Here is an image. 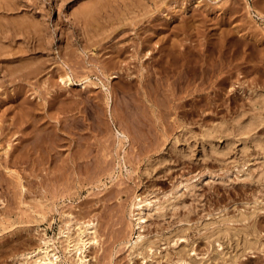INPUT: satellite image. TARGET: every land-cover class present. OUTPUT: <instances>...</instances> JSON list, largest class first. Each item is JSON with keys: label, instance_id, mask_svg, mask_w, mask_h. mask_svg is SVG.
I'll return each mask as SVG.
<instances>
[{"label": "rangeland", "instance_id": "rangeland-1", "mask_svg": "<svg viewBox=\"0 0 264 264\" xmlns=\"http://www.w3.org/2000/svg\"><path fill=\"white\" fill-rule=\"evenodd\" d=\"M91 1L93 2L94 0H36L34 7L32 0H19V2L18 0H11V2L10 0H0V6L2 7L0 8V15L3 14L4 17V19H2V16V18L0 17V22L2 23L0 24V33L5 36V33H7L6 29L12 28V25L17 22L18 26H21L23 30L27 28V32L21 30V33L18 36L16 35L17 39L8 38V42H6V38L5 40L1 39L4 36H0V40H3L8 46L2 41L0 44L6 45L7 50L10 49L9 51H4L7 52L5 55L9 53L11 57V55L21 54L15 48L21 49L23 45L26 48L25 50L23 49L25 51L23 54H33L30 56L33 59L37 58V61L40 57V60L35 65H41L42 67L41 72L39 70V76L32 77L31 79L33 80H29L31 82L28 81L26 76L23 79L18 77L15 79V75L12 78L8 75L7 78V75L4 76L5 72L3 71V67L7 66V64L2 61L5 56L0 54V83H3L0 84V96H4L3 99L0 97V222H2L0 223V264H28L23 254L25 251L33 250L36 244L41 242V239H39L41 233L49 238L52 237L53 247L54 249L56 248L55 251L59 255V260L64 264H181V262L184 264L185 260L188 261L185 264H264L263 3L261 0H178L179 2L177 0H172L171 2L170 0L167 4L169 7L165 6L161 11L153 12L154 15H151L154 17L153 21L147 23V21H144L146 19H144L135 25L138 27L144 22L145 25L147 23L151 26H147L150 28L146 33L154 34L153 41L148 47L152 57L146 58L144 56L139 59L130 55L131 50L126 51L124 53L126 56H122V58L126 59L125 62L129 61L131 63L130 72L134 71V74L127 75V72L119 69V63L114 64L115 59L118 60L120 58H118V55L115 56L116 53L111 47L114 46V43L116 47L127 44L128 35V37H132L133 34L137 35L134 29L135 26L133 24L132 27L131 19H126L123 25L121 22H118L121 25L118 23L110 27L108 25L107 28H104V31H101V36L97 35L95 39L102 40L104 34V38L109 35L108 38L110 39H103L104 42L100 41L94 45H91L90 42L88 43L89 45L86 44L82 38L83 33L81 34L80 27L74 24L75 22L70 12L79 10L80 7ZM145 1L139 0L138 3ZM2 2L4 3L2 4ZM5 2L7 3L5 4ZM12 2L13 5H21V7H13ZM8 3L11 4V8ZM176 3L180 4L176 5ZM182 4L184 8H187L186 10L180 6ZM173 5H175L173 8L176 7V9L172 8ZM150 6L152 8V5ZM116 11L119 13V9H115ZM25 13L27 14L24 15ZM4 14L8 15V17L4 16ZM11 14H14L15 17ZM161 14L164 19L160 17ZM182 14L185 16V20ZM21 16L22 18H20ZM177 16H180L181 20ZM7 18H9L8 21ZM10 18L14 24L10 22ZM30 18L31 20H29ZM159 18H162L164 22L161 19L159 20ZM169 18L170 22L168 21ZM33 19L35 20L34 24ZM178 19L179 21H177ZM29 21H31L33 26L30 25ZM159 21H161L160 24ZM23 23L26 24L24 25ZM42 23H45V25ZM156 25L157 27L160 25L159 29L162 27L163 30H160L161 33L158 30L156 32L158 35L155 34L154 26ZM36 26L40 29L37 27L35 30ZM42 26L44 27L42 28ZM173 27L180 31L173 29ZM151 29L152 31H150ZM36 31H39V35ZM166 32L167 36L164 34ZM21 34H23L22 37ZM73 34H76V37L79 38L81 36L84 44H80V41L77 40L79 46L74 45L72 49L70 46L69 52L65 46L69 44V40L71 43L72 39L69 38H74L71 37L74 36ZM118 34L122 37H118ZM164 35L165 37H163ZM34 36L36 37L34 38ZM20 38L23 41L21 43L16 41H20ZM161 38L165 41L162 42ZM117 39L120 44L116 42ZM11 42L17 45H13ZM101 43L103 44L101 45ZM36 44H40L41 48L36 47ZM159 44L163 45V47L167 44L165 48L167 46L168 48L163 51L159 50ZM108 45L111 47L109 48ZM10 47L17 54H14L12 52L13 49ZM31 47L33 50L30 49ZM76 47H79L77 49L81 51L82 56L80 51L77 54ZM169 48L170 50H167ZM73 49L75 52H73ZM60 50H64V52L62 51L63 53H61ZM144 52L142 51V53ZM41 54L43 59L39 56ZM76 56L77 58L74 59L76 61H73ZM79 56L81 57L80 60L82 59L83 61H81L87 66H84L83 63L80 64ZM108 56L112 58H108ZM7 57L9 56L7 55ZM70 57L73 58L71 59ZM157 59H161V63L157 62ZM48 60H51L50 65H48ZM68 60H71V62H68ZM148 61L154 63L156 65L155 68L158 70L153 74V79L150 81L151 84H148L149 89H145L147 86L139 87V79L136 76L142 66V62L148 64ZM75 62H78V67H75L77 66ZM56 63H58V66ZM123 64H125L124 61ZM61 67L65 72L67 70L71 73L72 83L64 84L61 82L60 74L64 73ZM53 68L54 73L52 75L51 70ZM71 69L72 72H75L74 74ZM24 70L21 69L19 72L25 73L27 71ZM77 70L81 71V74ZM84 70H86L85 74L83 73ZM117 70L122 73L119 72L118 74ZM48 75L53 77L49 79ZM34 78L38 80L35 79L36 81H34ZM9 79L11 80L10 82H8ZM153 80L159 81V83ZM37 81L38 83L36 84L35 82ZM16 83L18 84L16 85ZM19 83L21 86H19ZM42 83L44 85L48 83L46 84L47 87L43 86ZM153 86L156 87L152 88ZM19 87L21 88L19 89ZM157 87L160 89L158 90ZM17 88L20 90L21 101H24V104L27 103L26 105L20 102L21 104H18L20 107H18L17 102L12 99V96H15V91H18ZM43 89H49L48 93ZM50 90L51 92H49ZM43 91L44 93H42ZM147 91L151 95H149L150 99L143 100V96L148 95ZM2 100L3 102H1ZM63 102L64 109L62 106ZM14 103L17 107L13 105ZM72 103L74 104L72 105ZM11 104L13 108H11ZM6 105L7 108L5 109ZM8 106H10L9 110ZM24 106L26 108L27 106L29 107L26 109ZM3 107L4 111H2ZM48 108L49 110L51 109L49 113L47 112ZM115 110H119L121 113ZM31 111L32 113H30ZM28 112L30 115L27 114ZM243 116H246V118ZM248 116L255 117L257 122L255 128L241 129L238 120L240 124L244 123L249 118ZM18 117L21 119L20 123L23 125L25 132L17 129L15 121L18 120ZM30 120H33V122ZM36 125L37 127L39 125L41 127L44 126L43 128L46 127L37 131L38 136L37 134L35 135L36 131L33 132ZM50 125L51 127H49ZM47 126L51 132L47 129ZM53 128H57V132ZM26 131H31L30 133L32 134L28 133V135H31L30 141H33L30 143V152L24 146L29 143ZM40 132H42V135H48L41 136ZM17 135H22V138ZM23 135H26V138ZM36 136L38 139H43L38 140ZM59 136L62 138H58ZM24 138L28 143L23 141ZM33 138L34 140H32ZM44 138L49 140H45L47 143H50V141L52 143L50 147L52 146V151H54L51 154L49 153L51 156L49 159L52 162L48 160V152L45 150L44 153V147H42L43 150L42 148H40L41 150L39 148H31L35 144L40 145L45 142H42ZM79 138L80 141L84 139L82 141L84 144L80 145L82 142L80 143ZM20 139L22 140L19 141ZM35 139H37L36 143H34ZM22 143L23 146H21ZM47 143L46 145H48ZM55 145H60V148L59 146L58 148L63 150V152L61 151L62 154ZM78 146L82 150L84 149L85 152L88 151V153H84ZM89 146H91V149ZM16 148L18 149L16 150ZM20 150L22 151L21 154ZM34 150L37 152H34ZM75 150L83 152L84 156L86 154L85 157L81 158V160L84 158L83 163L81 162L84 165L80 163L81 166L78 168H76L78 163H73L74 161L72 162L73 159L71 158L75 154ZM5 151L8 152V156ZM10 151L14 152L11 154ZM102 151L103 155L101 154ZM33 153L36 154L33 155ZM40 153L43 157H39ZM14 154H17V156H14ZM22 154L24 157H22ZM30 154L35 156L36 159H33L34 157L30 156ZM64 155L66 156L65 158H63ZM128 155L130 158H128ZM25 156H29V161L25 159ZM67 156L69 157L67 158ZM40 159H42L41 161L45 160V164H42ZM67 160L69 165L66 163ZM60 161L62 163L64 161V164ZM59 162L62 167L58 165ZM70 162L73 165L72 168ZM6 164L9 170L5 166ZM33 165H38L42 169ZM54 165H57L58 169ZM63 167L64 169L61 170ZM66 167L67 169H65ZM38 169L39 172L37 171ZM48 170L52 175L48 174ZM68 170L71 173L69 176H67ZM40 171H42V174L47 171L44 177L40 174ZM52 171L57 173L54 174ZM79 173L81 177H79ZM16 174H19V176L17 175L16 177ZM48 175L54 177L50 178ZM57 176L60 177L59 180ZM71 176L74 178L72 179L73 182H71L72 180L69 181L72 178ZM55 177L57 178L55 179ZM47 178L49 179L48 182L50 181L51 183L47 182ZM64 178L67 179H65V182L60 180ZM40 179H44L42 183L38 181ZM62 181L66 185H63ZM68 181L69 184L71 183L70 185L73 184L74 186H69ZM16 182L17 184H15ZM31 182L34 185L29 187L30 190L27 186ZM53 182H56V186ZM36 183H40V185ZM42 184L45 186L43 187ZM50 184H53L52 189L57 188L55 191L53 190L54 192H51ZM36 186H40L39 188L42 186V189L38 190ZM67 188H69V191L71 189L70 192L68 191L69 194L67 191L64 193ZM45 189H50V192ZM63 189L65 190L63 191ZM120 189H123V191H120ZM59 190L61 191L60 193L58 192ZM44 191L46 195L41 193ZM52 194H56V196ZM38 196L44 197L42 200L46 198L43 200L46 201V205L41 203L43 201H39L41 197L37 199ZM138 197L152 199L151 202L153 203H150L151 206H148L149 208L144 207L146 212L140 206L134 204ZM32 199L34 201L37 200L39 205L41 204L40 206L43 205V207L39 208L37 201L34 202ZM36 208L37 211H35ZM45 209L46 211L44 212L43 210ZM140 209L143 211L140 212ZM67 212H70L71 215ZM143 213L146 214V217L144 215L143 217L145 218L138 219L137 216ZM88 220L95 221L97 231L96 233L92 232L93 234L90 232L85 234H90L91 236L95 234L99 241L98 243H91V246L83 249V252L85 251L86 253V262H81L77 260L79 252L73 251L75 249L71 250V253L67 251L68 240L65 239L70 236L72 243L75 242L74 238L78 235L77 230H79L80 226H84ZM71 222L73 223L72 225H70ZM34 256L36 257V255H33L30 258H35Z\"/></svg>", "mask_w": 264, "mask_h": 264}, {"label": "bare ground", "instance_id": "bare-ground-1", "mask_svg": "<svg viewBox=\"0 0 264 264\" xmlns=\"http://www.w3.org/2000/svg\"><path fill=\"white\" fill-rule=\"evenodd\" d=\"M3 1V0H2ZM24 1V0H23ZM31 1V0H30ZM36 1V0H35ZM34 0H32V4H33V6L35 7V5H36V2H35ZM139 1V0H138ZM138 1H132V0H94L93 2L91 1L90 3H86V5H84V6H82V7H80V9L79 10H77V11H74V12H70L71 13V15H72V18H73V20H74V24H76V25H78L79 27H80V33L82 34L83 33V35H82V38L84 39V42L86 43V44H88L89 42L91 43V45H94V44H97V43H99L100 41H103L104 42V40L105 39H110V38H108L109 37V35L107 36V38H104V36H105V34L103 35V39L102 40H100V39H95V36H97V35H100V33L102 34V32L101 31H104V28H107V26L109 25V27L111 26V25H113V24H115V23H118V22H121L122 23V25L123 24H125V20L127 19H131V24H132V27H133V24H134V26L135 25H137V23L139 22V21H142V20H144V19H146V20H144V21H147V23L148 22H150V21H153L154 20V17H152L154 14H153V12L154 13H157L158 12V10H160L161 11V9L163 8V7H165V6H168L169 7V5H167L168 4V2L170 1V0H146L145 2H142V3H138ZM178 1V0H177ZM179 1H181V0H179ZM178 1V2H179ZM10 2H11V0H10ZM18 2H19V0H18ZM22 2V1H21ZM26 2H28V1H26ZM136 2V3H135ZM171 2H172V0H171ZM176 2V1H175ZM244 2V1H243ZM250 2V1H249ZM256 2V1H255ZM261 2L263 3V5H264V2H263V0H261ZM4 2H2V4H3ZM7 2H5V4H6ZM14 3H15V1H14ZM22 3H24V2H22ZM21 3V4H22ZM30 3V2H29ZM182 3V2H181ZM228 3V2H227ZM242 3V2H241ZM260 3V2H259ZM261 3V4H262ZM4 4V5H5ZM12 5H13V2L11 3ZM11 4H9L8 3V5H10V8H11ZM16 4V3H15ZM15 4L13 5V7L15 6ZM25 4H28V3H25ZM180 4V3H179ZM179 4H177L176 3V5H179ZM3 5V6H4ZM150 5H152V8H151V6ZM185 5H187V4H185ZM203 5V4H202ZM206 5V4H205ZM247 5V4H246ZM245 5V6H246ZM256 5V4H255ZM17 7H21V5L19 6V5H16ZM15 6V7H16ZM23 6V5H22ZM30 6V5H29ZM171 6V5H170ZM175 5H173L172 6V8L174 7ZM180 6H182L183 8H184V6H183V4L182 5H180ZM37 7V6H36ZM177 7H179V6H177ZM182 7H180V8H182ZM186 7H188V6H186ZM263 7V6H262ZM0 8H2L1 6H0ZM167 8V7H166ZM195 8V7H194ZM225 8V7H224ZM4 9V8H3ZM17 9V8H16ZM19 9V8H18ZM77 9V8H76ZM115 9L116 10H118L119 9V13L116 11L115 12ZM121 9V10H120ZM165 9V8H164ZM168 9V8H167ZM173 9H176V7L175 8H173ZM187 8H184V10H186ZM260 9V8H259ZM1 10V9H0ZM12 10H14V9H12ZM20 10V9H19ZM23 10V9H22ZM31 10H33V9H31ZM166 10V9H165ZM169 10V9H168ZM172 10V9H171ZM178 10V9H177ZM194 10V9H193ZM9 11V10H8ZM7 11V12H8ZM34 11V10H33ZM155 11H157V12H155ZM174 11V10H173ZM195 11V10H194ZM202 11V10H201ZM258 12H259V10H257ZM262 11H264V10H262ZM4 12V11H3ZM17 12H18V10H17ZM23 12V11H22ZM69 12V11H68ZM121 12V13H120ZM170 12V11H169ZM179 12V11H178ZM197 12V11H196ZM224 12V11H223ZM2 13V12H1ZM29 13H31L30 11H29ZM35 13V12H34ZM160 13V12H159ZM166 13V12H165ZM15 14V13H14ZM14 14H11V15H13L14 16ZM27 13H25L24 15H26ZM32 14V13H31ZM162 14H163V12H162ZM161 14V16L160 17H162L163 15ZM168 14V13H167ZM166 14V15H167ZM170 14H172V12H170ZM177 14H179V13H177ZM183 14H184V12H183ZM183 14H182V16H183ZM252 14V13H251ZM262 14H264V13H262ZM10 15V14H9ZM29 15V14H28ZM36 15V14H35ZM152 15V16H151ZM157 15V14H156ZM180 15H181V13H180ZM196 15H198V14H196ZM228 15V14H227ZM3 17V14L2 15H0V17ZM4 16H7L8 17V15H5L4 14ZM20 16V15H19ZM172 16V15H171ZM188 16V15H187ZM191 16H194V15H191ZM241 16V15H240ZM262 16V15H261ZM1 17V18H2ZM11 17V16H10ZM15 17V16H14ZM30 17V16H29ZM28 17V18H29ZM37 17V16H36ZM156 17V16H155ZM158 17V16H157ZM177 17H179L180 18V16H177ZM184 17V20H185V16H183ZM222 17V16H221ZM20 18H22V16L20 17ZM25 18V17H24ZM41 18V17H40ZM40 18H38V19H40ZM100 18V19H99ZM163 18V17H162ZM162 18H159V20L161 19L162 20ZM172 18V17H171ZM204 18H206V17H204ZM2 19H4V17L2 18ZM8 19L9 18H7V21H8ZM37 19V20H38ZM164 19V18H163ZM166 19H167V17H166ZM165 19V20H166ZM173 19V18H172ZM188 19V18H187ZM191 19V18H190ZM223 19V18H222ZM13 20H15V19H13ZM17 20H18V18H17ZM24 20V19H23ZM29 20H31V18L29 19ZM100 20V21H99ZM174 20V19H173ZM180 20H181V18H180ZM12 21V19L10 18V22ZM163 22H164V20H162ZM169 22H170V18H169V20H168ZM167 21V22H168ZM177 21H179V19L177 20ZM187 21V20H186ZM185 21V22H186ZM3 22V21H2ZM6 22V21H5ZM21 22H23V21H21ZM30 22V25H31V21H29ZM29 22H28V24H29ZM34 22H35V20L33 19V24H34ZM58 22V21H57ZM56 22V23H57ZM173 22V21H172ZM184 22V21H183ZM202 22V21H201ZM223 22V21H222ZM224 22H225V20H224ZM8 23V22H7ZM11 23H13V22H11ZM18 23V22H17ZM17 23H15L16 24V26H15V24L14 25H12V28H10V29H6V31H7V33H5V36L4 35H2V33H0V36H4V38H1V39H4L5 40V38L7 39V41L6 42H8V38H15V39H17L18 37H16V35L18 36V34L19 33H21V30H23L22 29V27L21 26H18V24ZM38 23H39V20H38ZM38 23H36L37 25H39ZM71 23H72V21H71ZM121 23L119 24V25H121ZM129 23V22H128ZM146 23V25H145V23L143 22V23H141L138 27L137 26H135L134 27V29L136 30V36L133 34V36L132 37H128L127 36V39H126V41L128 40V43L127 44H125V45H118L117 47H116V45H115V43H114V46H110L111 48H113V51H115V56H117L118 55V58H120V59H118V60H116L115 59V63L114 64H118L119 63V65L118 66H120L119 67V69H122L124 72H127V75H132V74H134V71H132V72H130V70H131V63L129 62V61H127V62H125V58H122V56H126V55H124V53L127 51L128 52V50H131V53H130V55H132V56H135V57H138L139 59H141V58H143L144 56H146V58H150V57H152V55H151V53L149 52V46L151 45V43H152V41H153V35L154 34H152V33H146V31L151 27L150 25H148ZM156 23V22H155ZM161 23V21H159V24ZM177 23V22H176ZM0 24H2L1 22H0ZM10 24V23H9ZM20 24V23H19ZM24 24V23H23ZM26 24V23H25ZM24 24V25H25ZM27 24V25H28ZM42 24H44L45 25V23H42ZM61 24V23H60ZM130 24V25H131ZM150 24V23H149ZM158 24V23H157ZM165 24V23H164ZM181 24V23H180ZM179 24V25H180ZM192 24V23H191ZM6 25V24H5ZM29 25V26H30ZM40 25H41V22H40ZM75 25V26H76ZM126 25H127V23H126ZM126 25H125V27H126ZM167 25V24H166ZM2 26V25H1ZM4 26V25H3ZM13 26H15L14 28H13ZM31 26H33V25H31ZM57 26H58V24H57ZM114 26H116V25H114ZM129 26V25H128ZM127 26V27H128ZM146 26V27H145ZM147 26H150V27H147ZM159 27H160V25H158ZM161 26H163V25H161ZM175 26V25H174ZM177 26V25H176ZM191 26V25H190ZM8 27V26H7ZM24 27V26H23ZM38 26H36L35 27V30H36V28H37ZM41 27V26H40ZM44 26H42V28H43ZM46 27V26H45ZM59 27V26H58ZM119 27V26H118ZM117 27V28H118ZM122 27V26H121ZM124 26H123V28H125ZM145 27V29H143ZM155 27V34H157L156 32H158V30H159V32H160V30H162V27L159 29V27H157V25L156 26H154ZM179 27V26H178ZM188 27H189V25H188ZM33 28V27H32ZM39 28V27H38ZM61 28V27H60ZM114 28H116V27H114ZM122 28V29H123ZM152 28H153V25H152ZM181 28H183V27H181ZM185 28V27H184ZM183 28V29H184ZM226 28V27H225ZM241 28V27H240ZM4 29V30H5ZM24 29H25V27H24ZM27 29V28H26ZM26 29L25 30H23L24 32L26 31ZM40 29V28H39ZM65 29V28H64ZM111 29V28H110ZM121 29V28H120ZM127 29H129V28H127ZM127 29H125V30H127ZM154 29V28H153ZM164 29V28H163ZM171 29V28H170ZM173 29H175L174 27H173ZM173 29H172V32H173ZM179 29H180V27H179ZM183 29H181V30H183ZM224 29V28H223ZM222 29V30H223ZM30 30V29H29ZM60 30V29H59ZM70 30V29H69ZM115 30V29H114ZM119 30V29H118ZM130 30V29H129ZM169 30V29H168ZM168 30H167V32H168ZM175 30H177V29H175ZM0 31H1V29H0ZM33 31V30H32ZM42 31V30H41ZM111 31V30H110ZM112 31H113V29H112ZM117 31V30H116ZM115 31V32H116ZM150 31H152V29L150 30ZM163 31V30H162ZM177 31H180V30H177ZM184 31V30H183ZM221 31V30H220ZM27 32V31H26ZM39 32V31H38ZM37 31H36V33H38ZM63 32V31H62ZM68 32V31H67ZM106 32V31H105ZM104 32V33H105ZM122 32V31H121ZM167 32L166 33H164L165 35L167 34ZM182 32V31H181ZM224 32V31H223ZM4 33V32H3ZM35 33V32H34ZM72 33V32H71ZM75 33V32H74ZM108 33V32H107ZM113 33V32H112ZM118 33V32H117ZM123 33H125V32H123ZM127 33V32H126ZM128 33H129V31H128ZM142 33H144V34H142ZM161 33V32H160ZM159 33V34H160ZM186 33V32H185ZM222 33V32H221ZM45 34V33H44ZM47 34V33H46ZM50 34H51V32H50ZM69 34V33H68ZM114 34H116V33H114ZM121 34V33H120ZM230 34V33H229ZM22 35L23 34H21V37H22ZM38 35H39V33H38ZM41 35V34H40ZM42 35H43V33H42ZM74 36H71V37H74V38H69V36H68V38L69 39H72L71 40V43H70V40H69V44L67 45V46H65V48L69 51V48H70V46H71V49H72V47L75 45V46H79V42L78 41H80V44H82L83 43V39L81 38V36H80V38L79 37H76V34H73ZM122 35V34H121ZM124 35V34H123ZM158 35V34H157ZM163 35V34H162ZM161 35V36H162ZM165 35L163 36V37H165ZM256 35V34H255ZM101 36V35H100ZM100 36H98V37H100ZM167 36V35H166ZM253 36V35H252ZM19 37H20V35H19ZM28 37V36H27ZM36 36H34V38H35ZM38 37V36H37ZM44 37V36H43ZM42 37V38H43ZM45 37H46V35H45ZM116 37V36H115ZM114 37V39H116ZM118 37H120V35L118 34ZM122 37V36H121ZM120 37V38H121ZM124 37H125V35H124ZM232 37V36H231ZM24 38H26V37H24ZM39 38H41V37H39ZM113 38V37H112ZM158 38H159V36H158ZM226 38H227V36H226ZM229 38V37H228ZM29 39V38H28ZM38 39V38H37ZM43 39H45V38H43ZM43 39H41V40H43ZM49 40H50V38H48ZM162 39V38H161ZM165 39V38H164ZM24 40H26V39H24ZM30 40H31V38H30ZM30 40H28V41H30ZM78 40V41H77ZM91 40V41H90ZM156 40V39H155ZM158 40H160V39H158ZM178 40V39H177ZM3 42V40H0V42ZM16 41H18L19 43H21V42H23V41H21V38H20V41L19 40H16ZM15 41V42H16ZM34 41V40H33ZM37 41V40H36ZM39 41H40V39H39ZM44 41V40H43ZM46 41V40H45ZM61 41V40H60ZM74 41V42H73ZM113 41V40H112ZM116 41V40H115ZM123 41H124V39H123ZM122 41V42H123ZM165 41V40H164ZM163 41V39H162V42H164ZM172 41H174V40H172ZM233 41V40H232ZM1 42V43H2ZM31 42V41H30ZM38 42V41H37ZM48 42V41H47ZM62 42V41H61ZM65 42V41H64ZM67 42V41H66ZM110 42V41H109ZM116 42H118V39H117V41ZM3 43H5V42H3ZM13 45H17V44H14V42H11ZM10 43V44H11ZM45 43V42H44ZM110 43H113V42H110ZM119 43V42H118ZM161 43V42H160ZM174 43V42H173ZM225 43H226V41H225ZM6 44V43H5ZM9 44V45H10ZM12 44H11V46H12ZM23 44V43H22ZM42 44V43H41ZM50 44V43H49ZM48 44V45H49ZM62 44V43H61ZM84 44V43H83ZM82 44V45H83ZM103 43H101V45H102ZM120 44V43H119ZM155 44H157V43H155ZM162 44V43H161ZM222 44V43H221ZM0 45H2V44H0ZM7 45V44H6ZM5 45V46H6ZM24 45H25V43H24ZM27 45H28V43H27ZM37 45V44H36ZM39 45V46H38ZM36 47H40V44H38ZM46 45H47V43H46ZM45 45V46H46ZM64 45V44H63ZM62 45V47H64ZM89 45V44H88ZM160 45V44H159ZM167 44H165V46H166ZM173 45V44H172ZM188 45V44H187ZM224 45V44H223ZM3 46V45H2ZM0 46V54H3L5 57H3V59H2V61H3V63H5V64H7V66H5V67H3L4 68V70L3 69H1V70H3L4 72V76H6L7 78H8V75L9 76H11V78H12V76L13 75H15V79H17L16 77H18L19 79H23V77H25L26 76V78H28V81L32 78V77H35L36 75H38V73H39V70H40V72H41V69H42V67H41V65H39V66H36L35 64L40 60V57H39V60L37 61L36 59H33V57H31L30 55H33V54H30L29 53V55H27V54H23V52H25L24 50L26 49V48H24L25 46H23L22 45V47L23 48H21V49H19V48H15V50L16 51H18V53H21V54H17L16 52V54L17 55H15V56H12L11 55V57H10V55H9V53L7 54L9 57H7V55H5V53H7V52H4V51H9V50H7L8 48H6L5 46ZM29 46V45H28ZM31 46V45H30ZM33 46H34V42H33ZM44 46V47H45ZM165 46L163 47V45H160V46H158V49L159 50H165L166 48H168V46L165 48ZM174 46H176V45H174ZM220 46V45H219ZM59 47V46H58ZM82 47V46H81ZM84 47V46H83ZM103 47V46H102ZM108 47H109V45H108ZM109 47V48H110ZM133 47V48H132ZM6 48V49H5ZM10 48H12V47H10ZM28 48V47H27ZM34 48H35V46H34ZM41 48V47H40ZM48 48V47H47ZM51 48V47H50ZM77 48H79V47H76V49ZM105 48V47H104ZM114 48H115V50H114ZM172 48H173V46H172ZM171 48V49H172ZM176 48V47H175ZM13 49V48H12ZM24 49V50H23ZM30 49H32V47L30 48ZM29 49V50H30ZM49 49V48H48ZM86 49H88V48H86ZM107 49V48H106ZM174 49V48H173ZM223 49V48H222ZM33 50V49H32ZM36 50V49H35ZM38 50H39V48H38ZM45 51H46V49H44ZM58 50H59V48H58ZM82 50H84V49H82ZM90 50V49H89ZM167 50H170V48L169 49H167ZM177 50V49H176ZM28 51V50H27ZM43 51V50H42ZM49 51V50H48ZM56 51V50H55ZM61 51V50H60ZM63 52H64V50H62ZM61 51V53H63ZM66 51V50H65ZM79 51L80 50H78L77 49V54H79ZM88 51V50H87ZM110 51H111V49H110ZM142 51H145L144 53H142ZM152 51V50H151ZM13 53H14V49H13V51H12ZM12 52H10V53H12ZM31 52V51H30ZM36 52V51H35ZM38 52V51H37ZM50 52V51H49ZM70 52V51H69ZM73 52H75L74 51V49H73ZM83 52V51H82ZM89 52V51H88ZM96 52V51H95ZM167 52V51H166ZM178 52V51H177ZM180 52V51H179ZM14 53V54H15ZM28 53V52H27ZM45 53V52H44ZM43 53V54H44ZM57 53V52H56ZM67 53V52H66ZM72 53V52H71ZM113 53V52H112ZM150 53V54H149ZM182 53H183V51H182ZM36 54V53H35ZM76 54V55H77ZM83 54V53H82ZM98 54V53H97ZM47 55V54H46ZM72 55H73V53H72ZM80 55H81V51H80ZM91 55V54H90ZM2 56V55H1ZM39 56H41V58L43 59V56H42V54L41 55H39ZM49 56H52V55H49ZM48 56V57H49ZM68 56V55H67ZM67 56H65V57H67ZM70 56H71V54H70ZM78 56V55H77ZM77 56L76 57H72L73 58V61H76V60H74L75 58H77ZM82 56V55H81ZM91 56H93V55H91ZM112 56H113V54H112ZM132 56H129V57H132ZM162 56V55H161ZM164 56V55H163ZM38 57V56H37ZM54 57V56H53ZM61 57H63L62 55H61ZM84 57V56H83ZM128 57V58H129ZM2 58V57H1ZM44 58H46V56H44ZM69 58V57H68ZM68 58H65V59H68ZM71 58V57H70ZM71 58V59H72ZM80 56L78 57V59H79V61H81L80 60ZM89 58H90V56H89ZM100 58V57H99ZM108 58H112L111 56H108ZM113 58H114V56H113ZM122 58V59H121ZM165 58V57H164ZM187 58V57H186ZM51 59V58H50ZM55 59V58H54ZM61 59V58H60ZM91 59V58H90ZM137 59V58H136ZM175 59V58H174ZM89 60V59H88ZM92 60H95V59H92ZM105 60H107V59H105ZM104 60V61H105ZM114 60V59H113ZM1 61V62H2ZM45 61H47V60H45ZM51 61V60H50ZM50 61L48 60V62H49V64L48 65H50L51 63H50ZM54 61V60H53ZM61 61V60H60ZM83 61V60H82ZM80 62V64L81 63H83V62ZM85 61V60H84ZM91 61V60H90ZM97 61V60H96ZM123 61H124V63L125 64H123ZM144 61V60H143ZM16 62V63H15ZM44 62V61H43ZM65 62V61H64ZM68 62H71V60H68ZM93 62V61H92ZM95 62V61H94ZM98 62V61H97ZM96 62V63H97ZM157 62H159V63H161V59H157ZM184 62V61H183ZM46 63V62H45ZM53 63V62H52ZM55 63V62H54ZM66 63V62H65ZM75 63H77V66H75V67H78L79 65H78V62H75ZM75 63H72V64H75ZM103 63V62H102ZM110 63V62H109ZM181 63V62H180ZM2 64V63H1ZM41 64H42V62H41ZM57 64V66H58V63H56ZM55 64V65H56ZM71 64V65H72ZM84 64V63H83ZM46 65V64H45ZM60 66H62L61 64H59ZM70 65V64H69ZM103 65H105V64H103ZM109 65V64H108ZM4 66V65H3ZM42 66H43V64H42ZM52 66H53V64H52ZM65 66V65H64ZM74 66H73V68H74ZM84 66H87V65H85L84 64ZM91 66V65H90ZM101 66V65H100ZM107 66V65H106ZM1 67V66H0ZM63 67V66H62ZM61 67V70H63V68ZM81 67V66H80ZM91 67H95V66H91ZM90 67V68H91ZM156 67V65L154 64V63H152L151 61H148V64H145V62H142V66L140 67V69H139V71L137 72V76L136 77H138V79H139V87H144V86H147V87H145V89L146 88H148L149 89V83H150V81L153 79V74H155L156 72H157V70L158 69H156L155 68ZM43 68H45V67H43ZM47 68V67H46ZM21 69H26V70H24V71H26L25 73L24 72H19V71H21ZM48 69V68H47ZM46 69V71L48 72V70ZM51 69V68H50ZM60 69V68H59ZM92 69H94V68H92ZM97 69V68H96ZM107 69V68H106ZM115 69H117V68H115ZM114 69V70H115ZM111 70V69H110ZM18 71V72H17ZM74 71H76V70H74ZM79 70H77V72H78ZM85 71L86 70H84V74H85ZM87 71H89V69H87ZM96 71V70H95ZM113 71V70H112ZM112 71H110L111 73H112ZM42 72H43V70H42ZM51 72H52V75H53V73H54V68L51 70ZM63 74H60V79H61V82H63L64 84H70V83H72L73 82V78H72V75H71V73H69V71H67L66 70V72L63 70ZM71 72H72V69H71ZM80 72V74H81V71H79ZM102 72H103V70H102ZM117 72H118V70H117ZM119 72H121V71H119ZM119 72H118V74H119ZM62 73V72H61ZM73 74L75 73V72H72ZM122 73V72H121ZM50 74V73H49ZM56 74V73H55ZM52 75H48L49 76V79L51 78V77H53ZM87 75V74H86ZM104 75V74H103ZM39 76V75H38ZM37 76V77H38ZM42 76V75H41ZM47 76V77H48ZM55 76V75H54ZM59 76V75H58ZM78 76H79V74H78ZM85 76V75H84ZM44 77H45V75H44ZM87 77V76H86ZM6 78V79H7ZM10 78V77H9ZM10 78V79H11ZM42 78V77H41ZM40 78V79H41ZM46 78V77H45ZM45 78H44V80H45ZM9 79V81L8 82H10L11 80ZM25 79V78H24ZM36 78H34V81H36V80H38V79H36ZM0 80H1V78H0ZM31 80H33V79H31ZM43 80V81H44ZM48 80V79H47ZM51 80H54V79H51ZM178 80H180L179 78H178ZM48 81H50V80H48ZM153 81H155V80H153ZM152 81V82H153ZM19 82V81H18ZM29 82H31V81H29ZM46 82V81H45ZM53 82V81H52ZM155 82H158L159 83V81H155ZM177 82V81H176ZM12 83V82H11ZM10 83V84H11ZM32 83H33V81H32ZM36 84L38 83V81L37 82H35ZM44 83V82H43ZM42 83V84H43ZM49 83V82H48ZM48 83H45V85L43 84V86H45V87H47L46 86V84H48ZM83 83V82H82ZM162 83V82H161ZM0 84H3L2 82L0 83ZM9 84V83H8ZM18 83H16V85H17ZM20 84V83H19ZM151 84V83H150ZM155 84V83H154ZM15 85V86H16ZM24 85V84H23ZM33 85V84H32ZM40 85V84H39ZM51 85V84H50ZM19 86H21V84L19 85ZM115 86V85H114ZM152 86V85H151ZM150 86V87H151ZM161 86V85H160ZM159 86V87H160ZM3 87V86H2ZM6 87V86H5ZM14 87V86H13ZM17 87V86H16ZM16 87H15V89H16ZM32 87V86H31ZM39 87V86H38ZM110 87V86H109ZM156 87V86H155ZM154 86L152 87V88H155ZM21 87H19V89H20ZM24 88V87H23ZM51 88H52V86H51ZM128 88V87H127ZM158 88V87H157ZM14 89V88H13ZM12 89V90H13ZM147 89V90H148ZM160 88H158V90H159ZM168 89V88H167ZM11 90V91H12ZM17 90H18V88H17ZM43 90H45V91H47L46 93H48V90L49 89H43ZM130 90V89H129ZM157 90V89H156ZM26 91V90H25ZM108 91V90H107ZM126 91V90H125ZM141 91V90H140ZM149 91V90H148ZM148 91H147V94L148 95H145V96H143V100L144 99H150V94L148 93ZM5 92V91H4ZM16 93H15V96H12V99L15 101V102H17V105L19 104H21L20 102H22L23 103V105H26V104H24L25 102L24 101H21V94H20V90H18V91H15ZM49 92H51V90L49 91ZM2 93V92H1ZM7 93V92H6ZM42 93H44V91L42 92ZM135 93V92H134ZM157 93V92H156ZM3 94V93H2ZM8 94V93H7ZM63 94V93H62ZM117 94V93H116ZM44 95H46V94H44ZM51 95H52V93H51ZM150 95V96H149ZM168 95V94H167ZM264 95V94H263ZM23 96V95H22ZM47 96H49V95H47ZM47 96H45V97H47ZM61 96V95H60ZM131 96V95H130ZM163 96V95H162ZM174 96V95H173ZM1 97V96H0ZM4 97V96H3ZM3 97H1L2 99H3ZM54 97V96H53ZM69 97V96H68ZM121 97H123V96H121ZM126 97V96H125ZM128 98H129V96H127ZM141 97H142V95H141ZM153 97V96H152ZM175 97V96H174ZM180 97V96H179ZM261 97V96H260ZM0 98V99H1ZM10 98H11V96H10ZM10 98H9V100H10ZM15 98H16V100H15ZM51 98V97H50ZM82 98V97H81ZM89 98V97H88ZM176 98V97H175ZM256 98V97H255ZM262 98V97H261ZM264 98V97H263ZM55 99V98H54ZM84 99H85V97H84ZM96 99V98H95ZM155 99V98H154ZM76 100V99H75ZM81 100V99H80ZM111 100V99H110ZM256 100H258V99H256ZM4 101H6V100H4ZM48 101H50V100H48ZM55 101V100H54ZM70 101H71V99H70ZM114 101V100H113ZM139 101V100H138ZM1 102H3V100L1 101ZM56 102V101H55ZM65 102V101H64ZM64 102L62 103L63 105V109H64ZM84 102V101H83ZM91 102V101H90ZM126 103H127V101H125ZM147 102V101H146ZM38 103V102H37ZM40 103V102H39ZM49 103V102H48ZM95 103V102H94ZM98 103V102H97ZM115 103V102H114ZM132 103V102H131ZM61 104V103H60ZM74 103H72V105H73ZM260 104V103H259ZM262 104V103H261ZM8 105V104H7ZM7 105H6V107H5V109L7 108ZM13 105H15V103L13 104ZM12 104H11V108H13L12 106H13ZM18 105V107H20ZM22 105V106H23ZM44 105V104H43ZM65 105H67V103H65ZM71 105V106H72ZM134 105V104H133ZM5 106V105H4ZM16 106V105H15ZM61 106V105H60ZM117 106V105H116ZM9 107L10 106H8V110H9ZM17 107V106H16ZM29 106H27V108H28ZM48 107V106H47ZM80 107V106H79ZM243 107V106H242ZM24 108H26L25 106H24ZM26 108V109H27ZM44 108V107H43ZM60 108V107H59ZM67 108V107H66ZM74 108V107H73ZM82 108V107H81ZM23 109V108H22ZM37 109V108H36ZM62 109V108H61ZM63 109H62V111H63ZM124 109V108H123ZM7 110V111H8ZM51 110V109H50ZM49 108H48V113H49ZM57 110H59V109H57ZM130 110V109H129ZM255 110V109H254ZM2 111H4V107H3V109H2ZM15 111V110H14ZM19 111V110H18ZM116 111V110H115ZM118 112H119V110H117ZM116 111V112H117ZM17 112V111H16ZM37 112V111H36ZM60 112V111H59ZM58 112V113H59ZM112 112V111H111ZM124 112V111H123ZM262 112V111H261ZM2 113V112H1ZM4 114H5V112H3ZM30 113H32V111L30 112ZM30 113L28 112L27 114L28 115H30ZM51 113H53L52 111H51ZM119 113H121V112H119ZM239 113V112H238ZM18 114V113H17ZM16 114V115H17ZM46 114V113H45ZM126 114V113H125ZM249 114V113H248ZM24 115H25V113H24ZM24 115H22V116H24ZM55 115H57V114H55ZM68 115V114H67ZM83 115V114H82ZM115 115V114H114ZM117 115H119L118 113H117ZM243 115H246V114H243ZM3 116H5V115H3ZM21 116V115H20ZM76 116V115H75ZM30 117V116H29ZM42 117V116H41ZM46 117V116H45ZM82 117V116H81ZM104 117V116H103ZM123 117V116H122ZM237 117H239V116H237ZM243 117H245L246 118V116H243ZM242 117V118H243ZM249 117V116H248ZM259 117V116H258ZM257 117V118H258ZM0 118H1V116H0ZM15 118H16V116H15ZM20 117H18V120L17 121H15V123H17V129L18 130H23L24 128L22 127L23 125H21V119H19ZM57 118V117H56ZM60 118V117H59ZM245 118H243V119H245ZM250 118V119H249ZM249 118H247V122L245 121L244 123H241L240 124V122H239V120H238V123H239V127H241V129H249V128H255V126H256V119H255V117H249ZM12 119V118H11ZM29 119V118H28ZM41 119V118H40ZM61 119V118H60ZM59 119V120H60ZM100 119H103V118H100ZM237 119H239V118H237ZM242 119V120H243ZM258 119H260V118H258ZM4 120V119H3ZM122 120V119H121ZM234 120V119H233ZM29 121V120H28ZM30 121H32L33 122V120H30ZM90 121V120H89ZM31 122V123H32ZM62 122V121H61ZM77 122V121H76ZM81 122V121H80ZM103 122V121H102ZM22 123H23V120H22ZM36 123H37V120H36ZM39 123H41V122H39ZM51 123V122H50ZM53 123V122H52ZM59 123V122H58ZM34 124H35V121H34ZM56 124V123H55ZM87 124H89V123H87ZM86 124V125H87ZM219 124V123H218ZM222 124V123H221ZM30 125V124H29ZM32 125V124H31ZM41 125V124H40ZM39 125V127H37V125H36V127H35V129H34V131L33 132H37L38 130H43V129H45V128H43V127H41ZM54 125V124H53ZM220 125V124H219ZM223 125V124H222ZM235 125H237V124H235ZM234 125V126H235ZM33 126V125H32ZM83 126V125H82ZM96 126V125H95ZM94 126V127H95ZM101 126V125H100ZM107 126V125H106ZM216 126V125H215ZM218 126V125H217ZM14 127V126H13ZM34 127V126H33ZM49 127H51V125L49 126ZM56 127V126H55ZM59 127V126H58ZM69 127V126H68ZM92 127V126H91ZM102 127V126H101ZM225 127V126H224ZM11 128V127H10ZM62 128V127H61ZM104 128V127H103ZM234 128V127H233ZM236 128H237V126H236ZM9 129V128H8ZM47 129H48V126H47ZM54 129V128H53ZM240 129V128H239ZM2 130H3V128H2ZM49 130V129H48ZM54 130H56V132H57V128L56 129H54ZM65 130V129H64ZM76 130V129H75ZM103 130V129H102ZM105 130V129H104ZM251 130V129H250ZM24 131V130H23ZM31 131H32V129H31ZM30 131V132H31ZM50 131V130H49ZM67 131V130H66ZM95 131V130H94ZM208 131V130H207ZM244 131V130H243ZM2 132V131H1ZM25 132V131H24ZM27 132V131H26ZM30 132H27V134L26 135H28V133H30ZM47 132V131H46ZM51 132V131H50ZM60 132V131H59ZM58 132V133H59ZM62 132V131H61ZM64 132V131H63ZM80 132V131H79ZM90 132V131H89ZM97 132V131H96ZM221 132H222V130H221ZM242 132V131H241ZM16 133V132H15ZM41 133V136H45V135H48V134H43L42 135V132H40ZM44 133V132H43ZM47 133H49V132H47ZM53 133V132H52ZM68 133H70V132H68ZM87 133V132H86ZM100 133H102V131H100ZM22 134H23V132H22ZM31 134V133H30ZM28 135L27 136V139H28V137H29V143L25 140V138H26V135L24 136L25 138L23 139V141H25V143L27 142L28 144H26V145H24L25 146V148L30 152V143H32L33 141H30V138H31V135ZM37 134V136L39 135L38 134V132L37 133H35V135ZM50 134V133H49ZM74 134V133H73ZM208 134V133H207ZM51 135V134H50ZM58 135V134H57ZM210 135V134H209ZM2 136H4L3 134H2ZM1 136V137H2ZM18 136V135H17ZM16 136V137H17ZM34 136V135H33ZM36 136V137H37ZM69 136V135H68ZM84 136V135H83ZM82 136V137H83ZM94 136V135H93ZM6 137V136H5ZM13 137H14V135H13ZM19 138H22V135H20V136H18ZM65 137V136H64ZM85 137V136H84ZM46 138V137H45ZM44 138V140H42V142L43 141H45L46 139ZM58 138H62V137H58ZM89 138V137H88ZM106 138V137H105ZM37 139H38V137H37ZM37 139H35L36 141H34V143H36L37 142ZM40 140L41 139H43V138H39ZM38 139V140H39ZM65 139V138H64ZM63 139V140H64ZM70 139H71V137H70ZM82 139V138H81ZM22 139H20L19 141H21ZM32 140H34V138L32 139ZM48 140V139H47ZM46 140V141H47ZM52 140V139H51ZM62 140V139H61ZM60 140V141H61ZM76 140H78V139H76ZM84 140V139H83ZM82 140V141H83ZM92 140V139H91ZM95 140V139H94ZM113 140V139H112ZM0 141H1V139H0ZM43 142L42 144H40V145H37V144H35V146L33 145V146H31V148H42V147H44V153H45V150H46V152H48V160L50 161V159H49V157L51 158V156L49 155V153L51 154L53 151H52V146L50 147V144H52L51 143V141H50V143H47V142ZM49 141V140H48ZM68 141V140H67ZM72 141V140H71ZM79 141H80V138H79ZM82 141H80V143L82 142ZM87 141V140H86ZM114 141V140H113ZM63 142V141H62ZM103 142V141H102ZM11 143V142H10ZM13 143V142H12ZM24 143V142H23ZM23 143H22V145L21 146H23ZM46 143L49 145H46ZM70 143V142H69ZM72 143V142H71ZM74 143V142H73ZM78 144H79V142H77ZM89 143V142H88ZM2 144V143H1ZM8 144V143H7ZM60 144H62L61 142H60ZM82 144H84V142H82L80 145H82ZM98 144V143H97ZM96 144V145H97ZM32 145V144H31ZM68 145V144H67ZM76 145V144H75ZM89 145V144H88ZM122 145V144H121ZM56 146V145H55ZM58 146H59V148H60V145H57L56 146V148H58ZM70 146V145H69ZM72 146V145H71ZM102 146V145H101ZM10 147V146H9ZM9 147H6V148H8V149H10ZM19 147V146H18ZM61 147H63L62 145H61ZM77 147V146H76ZM79 147V146H78ZM91 146H89V148H90ZM107 147V146H106ZM109 147V146H108ZM111 147V146H110ZM6 148H4V149H6ZM56 148H53V149H56ZM58 148V149H59ZM75 148V147H74ZM85 148V147H84ZM103 148V147H102ZM101 148V149H102ZM18 148H16V150H17ZM76 149H78V148H76ZM79 149L80 150H82L80 147H79ZM86 149V148H85ZM91 149V148H90ZM105 149V148H104ZM2 150V149H1ZM7 150V149H6ZM11 150H13L12 148H11ZM41 150V149H40ZM42 150H43V148H42ZM57 150V149H56ZM60 150V149H59ZM66 150L68 151V149L66 148ZM89 150V149H88ZM7 151H9V150H7ZM7 151H5V153L7 152ZM15 151V150H14ZM14 151H10L11 152V154L14 152ZM25 151V150H24ZM31 151H33V150H31ZM63 152V150H60V152ZM77 151V152H76ZM82 151H84V153H88V151L87 152H85V150L83 149ZM109 151H110V148H109ZM3 152V151H2ZM16 152V151H15ZM21 150H20V154H21ZM34 152H37L36 150H34ZM43 152V151H42ZM57 152V151H56ZM62 152H61V154H62ZM74 152V151H73ZM39 153V152H38ZM58 153V152H57ZM70 153V152H69ZM84 153L82 152H78V150H75V154L73 155L72 153V155H73V157H71L73 160H72V162L73 163H78V166L76 167V168H78L79 166H81V165H84V164H82L83 163V160H84V158L81 160V158L84 156ZM93 153V152H92ZM100 153V152H99ZM105 153H106V151H105ZM118 153H119V151H118ZM7 154V156H8V152L6 153ZM27 154V153H26ZM36 154V153H35ZM34 153H33V155H35ZM56 154V153H55ZM55 154H53V155H55ZM86 154H85V156H86ZM91 154V153H90ZM96 154V153H95ZM102 155H103V151H102V153H101ZM112 154V153H111ZM10 155V154H9ZM19 155V154H18ZM58 155H60V154H58ZM70 155V154H69ZM71 155V156H72ZM14 156H17V154L15 155L14 154ZM20 156V155H19ZM30 156H32V154H30ZM40 156H42L43 157V155H41V153H40V155H39V157ZM44 156H45V154H44ZM47 156H45V157H47ZM57 156V155H56ZM55 156V157H56ZM84 156V157H85ZM95 156V155H94ZM10 157H11V155H10ZM22 157H24L23 156V154H22ZM26 157V156H25ZM29 157V156H28ZM28 157H26L25 159H27L28 160ZM32 157H34L33 159H36L35 158V156H32ZM37 157V156H36ZM53 157V156H52ZM66 156L64 155V157L63 158H65ZM69 156H67V158H68ZM104 157V156H103ZM106 157V156H105ZM6 158V157H5ZM9 158V157H8ZM17 159H19L18 157H16ZM20 158H21V156H20ZM54 158V157H53ZM57 158V157H56ZM61 158V157H60ZM128 158H130L129 157V155H128ZM12 159V158H11ZM22 159H24V158H22ZM44 159H46V158H44ZM107 159H108V157H107ZM127 159V158H126ZM42 159H40V162H42V164L44 163V161H41ZM52 160V159H51ZM54 160V159H53ZM57 160H59V159H57ZM91 160V159H90ZM89 160V161H90ZM21 161H23V160H21ZM29 161V160H28ZM33 161V160H32ZM61 161H62V159H61ZM60 161V162H61ZM113 161H114V159H113ZM128 161V160H127ZM50 162H52V161H50ZM60 162H59V164L58 165H61L60 164ZM66 162V161H65ZM82 162V163H81ZM56 163H57V161H56ZM62 163V162H61ZM66 163H68V160H67V162ZM80 163H81V165H80ZM89 163V162H88ZM109 163H111V162H109ZM1 164V163H0ZM10 164V163H9ZM19 164V163H18ZM39 164H41V163H39ZM41 164V165H42ZM45 164V163H44ZM47 164V163H46ZM53 164V163H52ZM62 164H64V161H63V163ZM70 164L72 165V163L70 162ZM74 164V165H75ZM87 164V163H86ZM85 164V165H86ZM98 164V163H97ZM101 164V163H100ZM105 164H107V163H105ZM15 165V164H14ZM19 165H21V164H19ZM29 165V164H28ZM36 165V164H35ZM35 165H33V166H35ZM48 165H49V162H48ZM51 165V164H50ZM68 165H69V163H68ZM67 165V166H68ZM70 165V166H71ZM103 165H104V163H103ZM113 165H114V163H113ZM6 167H7V169H8V166H7V164L5 165ZM16 166V165H15ZM47 166V165H46ZM55 166V168L56 169H58V167H57V165H54ZM70 166H69V168H70ZM100 166V165H99ZM106 166V165H105ZM109 166V165H108ZM3 167V166H2ZM5 167V168H6ZM23 167V166H22ZM36 168L38 167V165L37 166H35ZM61 167H62V165H61ZM73 167V165L71 166V168ZM84 167V166H83ZM107 167V166H106ZM38 168H41L40 166L38 167ZM46 168V167H45ZM49 168H50V166H49ZM68 168V169H69ZM70 168V169H71ZM110 168V167H109ZM32 169H33V167H32ZM42 169V168H41ZM51 169V168H50ZM55 169V170H56ZM64 169V167L61 169V170H63ZM65 169H67V167L65 168ZM100 169V168H99ZM9 170V169H8ZM20 170V169H19ZM30 170V169H29ZM44 170V169H43ZM72 170V169H71ZM105 170V169H104ZM14 171V170H13ZM31 171V170H30ZM38 172H39V169L37 170ZM60 171V170H59ZM58 171V172H59ZM67 171V170H66ZM77 171V170H76ZM93 171V170H92ZM96 171V170H95ZM110 171V170H109ZM108 171V172H109ZM11 172V171H10ZM41 173L40 174H42V171H40ZM45 172H47V171H45ZM45 172H43V177H44V175H45ZM51 172V171H50ZM53 172V171H52ZM61 172V171H60ZM70 171L68 170V173H67V176H69V174H71V173H69ZM81 172V171H80ZM94 172V171H93ZM100 172V171H99ZM98 172V173H99ZM35 173V172H34ZM54 174H56L57 172H53ZM64 173H65V170H64ZM8 174H9V172H8ZM33 174V173H32ZM39 174V173H38ZM48 174H50L49 173V170H48ZM53 174V175H54ZM83 174V173H82ZM102 174V173H101ZM17 175L19 176V174H16V177H17ZM36 175V174H35ZM50 175H52V173L50 174ZM50 175H48L50 178H52V177H54V176H50ZM59 175H61V174H59ZM63 175H65V174H63ZM62 175V176H63ZM73 175H74V173H73ZM72 175V176H73ZM97 175V174H96ZM56 176V175H55ZM61 176V177H62ZM71 176V177H72ZM88 176V175H87ZM203 176V175H202ZM13 177H15V176H13ZM38 177V176H37ZM40 177V176H39ZM58 177V176H57ZM57 177H55V179L57 178ZM79 177H81V175H80V173H79ZM84 177H85V175H84ZM24 178V177H23ZM45 178H46V176H45ZM44 178V179H45ZM59 178L60 177H58V180H59ZM94 178V177H93ZM44 179H40V180H38V181H41V183L43 182L42 180H44ZM65 179L66 178H64V179H60V180H64V182H65ZM67 179H68V177H67ZM66 179V180H67ZM72 179H74L73 177L71 178V179H69V181L70 180H72ZM84 179V178H83ZM98 179V178H97ZM100 179V178H99ZM47 180V182H48V178L46 179ZM51 180V179H50ZM53 180V179H52ZM51 180V181H52ZM17 181V180H16ZM54 181V180H53ZM69 181H68V185L69 186H74L73 184L72 185H70L69 184ZM18 182V181H17ZM17 182L15 183V184H17ZM22 182V181H21ZM35 182H37V181H35ZM46 182V181H45ZM57 183H58V181H56ZM56 182H53V183H55V186H56ZM59 182H61V181H59ZM71 182H73V180L71 181ZM99 182H101V181H99ZM33 182H31L30 184H29V186H27L28 188L31 186H33L34 184H32ZM48 183H51L50 181L48 182ZM62 183H63V181H62ZM61 183V184H62ZM24 184V183H23ZM36 184H38V183H36ZM45 184V183H44ZM65 183H63V185H64ZM83 184V183H82ZM182 184V183H181ZM25 185V184H24ZM28 185V184H27ZM38 185H40V183L38 184ZM53 185V184H52ZM52 185L50 184V187L49 188H51L52 187ZM62 185V186H63ZM66 185V184H65ZM79 185V184H78ZM99 185V184H98ZM185 185V184H184ZM183 185V186H184ZM21 186V185H20ZM42 186L44 187L45 185H43L42 184ZM42 186H41V188H39V187H37V189L39 190V189H42ZM47 186V185H46ZM22 187V186H21ZM24 187V186H23ZM48 187V186H47ZM58 187H59V185H58ZM64 187V186H63ZM66 187H68V186H66ZM54 188V187H53ZM71 188V187H70ZM30 189V188H29ZM34 189H35V187H34ZM36 189V190H37ZM52 189V188H51ZM55 189H57V188H54V189H52L51 190V192L54 190L55 191ZM60 189V188H59ZM66 189V188H65ZM65 189H63V191L65 190ZM69 188H67V190H65V192L64 193H66V191L68 192L69 190H68ZM20 190H21V188H20ZM31 190V189H30ZM35 190V192H37ZM46 190V189H45ZM48 191L50 190V189H47ZM46 190V191H47ZM72 190H73V188H72ZM42 191V190H41ZM53 191V192H54ZM62 191V192H63ZM70 191H71V189H70ZM69 191V192H70ZM74 191V190H73ZM116 191V190H115ZM120 191H123V189H120ZM19 192V191H18ZM50 192V191H49ZM59 193L61 192L60 190L58 191ZM69 192H68V194H69ZM75 192V191H74ZM149 192V191H148ZM39 193V192H38ZM37 193V194H38ZM42 194L43 193H45V191L44 192H41ZM48 193V192H47ZM36 194V193H35ZM51 194V193H50ZM148 194V193H147ZM45 195H46V193H45ZM44 195V196H45ZM53 195V194H52ZM53 196H56V194H54ZM60 196V195H59ZM148 196V195H147ZM150 196V195H149ZM36 197V196H35ZM34 197V199H36ZM41 197V196H40ZM39 196L37 197V199L38 198H40ZM33 198V197H32ZM42 198H44V197H41L40 198V202L41 201H43V200H45V199H43L42 200ZM55 198H57V197H55ZM108 198V197H107ZM114 199V198H113ZM24 200V199H23ZM33 200V199H32ZM52 200V199H51ZM21 201V200H20ZM30 201V200H29ZM34 201V200H33ZM35 201H37V200H35ZM34 201V202H35ZM53 201H54V199H53ZM152 201V199H148V197H141V198H137V200L134 202V204L136 205V206H140L143 210H144V207L146 206V207H148V206H151L150 205V203L152 204L153 202H151ZM158 201V200H157ZM46 201H43V202H41L42 204L44 203L45 205H46V203H45ZM52 202V201H51ZM145 202V203H144ZM36 203H38V205H39V202L37 201ZM48 203H49V201H48ZM43 204V205H44ZM110 204V203H109ZM158 204V203H157ZM41 205V204H40ZM38 206L39 208H41V207H43V205L42 206ZM48 205V204H47ZM106 205V204H105ZM154 205V204H153ZM135 206V207H136ZM37 207V206H36ZM37 207V208H38ZM46 207V206H45ZM48 207V206H47ZM54 207H55V205H54ZM92 207V206H91ZM37 208H36V210L35 211H37ZM38 208V209H39ZM52 208V207H51ZM76 208V207H75ZM149 208V207H148ZM89 209V208H88ZM105 209H107V208H105ZM150 209H152V208H150ZM47 210H48V208H47ZM66 210V209H65ZM64 210V211H65ZM69 210V209H68ZM137 210V209H136ZM143 210H141L140 209V212H142ZM149 210V209H148ZM42 211V210H41ZM44 212L46 211V209L45 210H43ZM63 211V212H64ZM85 211V210H84ZM92 211V210H91ZM113 211V210H112ZM122 211V210H121ZM145 211V210H144ZM38 212H39V210H38ZM50 212V211H49ZM74 212V211H73ZM83 212V211H82ZM88 212V211H87ZM116 212H118V211H116ZM139 212V213H140ZM146 212V211H145ZM4 213V212H3ZM8 213V212H7ZM41 213V212H40ZM51 213V212H50ZM68 213V212H67ZM89 213V212H88ZM88 213H87V215H88ZM115 213V212H114ZM135 213V212H134ZM9 214V213H8ZM44 214V213H43ZM43 214H42V216H43ZM46 214H47V212H46ZM68 214H70V212L68 213ZM90 214V213H89ZM118 214H119V212H118ZM49 215V214H48ZM63 215H65V214H63ZM67 215V214H66ZM71 215V214H70ZM113 215H115V214H113ZM145 215V217H146V214H140L139 216H137L138 217V219H141V218H145V217H143ZM1 216V215H0ZM41 217V216H40ZM66 217V216H65ZM70 217V216H69ZM74 217V216H73ZM83 217V216H82ZM88 217V216H87ZM90 217V216H89ZM109 217V216H108ZM119 217H120V215H119ZM43 218V217H42ZM71 218V217H70ZM77 218V217H76ZM85 218V217H84ZM112 218V217H111ZM117 218V217H116ZM122 218V217H121ZM48 219V218H47ZM86 219V218H85ZM89 219V218H88ZM97 219V218H96ZM107 219V218H106ZM1 220V219H0ZM44 220H45V218H44ZM67 220H68V218H67ZM74 220V219H73ZM83 220V219H82ZM143 220V219H142ZM66 221V220H65ZM71 221H72V219H71ZM144 221V220H143ZM69 222H70V219H69ZM121 222V221H120ZM0 223H2V222H0ZM141 223V222H140ZM68 224V223H67ZM73 223L71 222V224L70 225H72ZM1 225V224H0ZM4 225V224H3ZM110 225V224H109ZM108 225V226H109ZM96 227V223H95V221H89L88 220V222H85V224H84V226H80L79 227V230H77L78 231V235H76V238H74L75 239V242H73L72 243V238L70 239V236H68L67 237V239H65V240H68L67 242H68V244L66 245L67 246V251H70V253H71V250H73V249H75V250H73V251H75V252H79V255H78V258H77V260H80L81 262H86L85 260H86V253H85V251L83 252V249H85V248H87L88 246H91L90 244L91 243H94V242H97L98 243V239H97V236L94 234L93 236H91L90 234H88V235H86L85 233H88V232H90V233H96V229H97V227ZM105 227V226H104ZM122 227V226H121ZM100 228V227H99ZM62 229V228H61ZM74 230V229H73ZM123 230V229H122ZM76 231V232H77ZM69 232V231H68ZM119 232V231H118ZM122 232V231H121ZM70 233V232H69ZM92 233V234H93ZM65 234V233H64ZM68 234V233H67ZM98 235V234H97ZM100 235V234H99ZM141 235V234H140ZM138 236H139V234H138ZM142 236V235H141ZM71 237H72V235H71ZM119 237V236H118ZM52 238V237H51ZM51 238H49L48 236H46L45 234H40V237H39V239H41V242L39 243V244H36V246H35V248L33 249V250H31V251H25V253L23 254L26 258L25 259H27L26 260V262H28V264H64V263H62L60 260H59V255L56 253V248L54 249V247H53V244H52V242L53 241H51ZM99 238V237H98ZM139 238V237H138ZM63 239H64V237H63ZM135 241V240H134ZM137 241H138V239H137ZM147 242V241H146ZM142 243H143V241H142ZM134 244V243H133ZM137 244V243H136ZM19 247V246H18ZM24 247V246H23ZM64 247V246H63ZM14 248V247H13ZM28 248H30V247H28ZM31 248H33V247H31ZM66 248V247H65ZM19 250V249H18ZM65 251V250H64ZM72 251V252H73ZM13 252V251H12ZM14 253V252H13ZM82 253H85V254H82ZM11 254V253H10ZM9 254V255H10ZM33 255H36V257L35 258H30V257H32ZM74 255V254H73ZM72 255V256H73ZM66 256V255H65ZM73 258V257H72ZM23 259V258H22ZM76 260V259H75ZM77 260H76V262H77ZM87 260H88V258H87ZM75 262V263H76ZM185 262H188V261H186L185 260ZM185 262H184V264H185ZM83 264V263H82ZM87 264V263H86ZM89 264H91V263H89ZM181 264H182V262H181ZM186 264H189V263H186Z\"/></svg>", "mask_w": 264, "mask_h": 264}]
</instances>
